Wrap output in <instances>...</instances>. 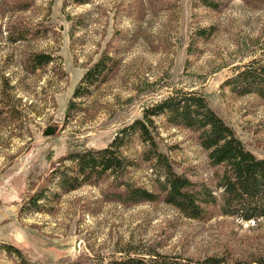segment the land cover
<instances>
[{
	"label": "rangeland",
	"instance_id": "374dc122",
	"mask_svg": "<svg viewBox=\"0 0 264 264\" xmlns=\"http://www.w3.org/2000/svg\"><path fill=\"white\" fill-rule=\"evenodd\" d=\"M211 1L214 8L202 0H0V264H111L130 247L187 264L264 259V217L222 214V167L210 164L198 132L163 114L153 117L158 150L177 173L213 191L218 202L205 217L188 218L161 197L116 199L121 186L109 175L65 190L55 173L72 165L68 155L106 147L173 89L203 95L245 148L264 158V99L226 83L244 64L264 60V0ZM38 53L52 61L33 68ZM103 55L104 73L73 97ZM147 149L132 132L120 150L134 163L124 178L155 190L159 174L143 159ZM40 190L44 199L32 205Z\"/></svg>",
	"mask_w": 264,
	"mask_h": 264
},
{
	"label": "trees",
	"instance_id": "16d2710c",
	"mask_svg": "<svg viewBox=\"0 0 264 264\" xmlns=\"http://www.w3.org/2000/svg\"><path fill=\"white\" fill-rule=\"evenodd\" d=\"M74 2L84 3L86 0ZM202 2L215 7L211 0ZM51 61L49 55L38 53L33 55L31 64L33 68H38ZM107 62V55H103L86 70L73 91V97H81L88 92V87L104 73ZM226 83L231 84L232 90L240 93L255 92L264 99V60L253 59L244 64ZM72 106L71 101L67 111ZM161 114L173 126H183L198 132L199 143L207 151L210 164L222 167L218 178L222 214L246 221L264 217V158H257L247 150L234 131L208 106L205 97L193 90L173 89L168 95L145 107L141 118L120 129L106 147L86 149L65 157L64 160L72 165L61 164L55 171L59 184L65 190H73L84 183H95L103 175H109L115 187L121 186L116 199L137 203L161 197L166 204L175 207L188 218L205 217L206 207L218 201L206 185L177 173L171 160L158 150L153 117ZM135 131L148 148L144 152V161H150L152 170L159 174L153 179L155 190L135 185L124 178L127 168L134 163L120 150ZM44 197L45 190H40L31 197L30 202L36 206ZM5 248L17 257H22L19 249L10 245ZM130 250L132 253L127 252L111 264H187L176 257L162 255L152 247L145 250L130 247ZM202 264H264V259L255 262L228 261L223 257L211 256Z\"/></svg>",
	"mask_w": 264,
	"mask_h": 264
},
{
	"label": "water",
	"instance_id": "95a60500",
	"mask_svg": "<svg viewBox=\"0 0 264 264\" xmlns=\"http://www.w3.org/2000/svg\"><path fill=\"white\" fill-rule=\"evenodd\" d=\"M57 129V127H47L44 131V135H51L54 133V131Z\"/></svg>",
	"mask_w": 264,
	"mask_h": 264
}]
</instances>
